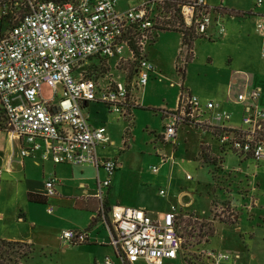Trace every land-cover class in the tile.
Here are the masks:
<instances>
[{
    "label": "crops",
    "instance_id": "obj_1",
    "mask_svg": "<svg viewBox=\"0 0 264 264\" xmlns=\"http://www.w3.org/2000/svg\"><path fill=\"white\" fill-rule=\"evenodd\" d=\"M136 1L119 0L116 10L124 11ZM204 2L212 8L213 26L206 35L193 41L190 50L184 48L185 50L181 51V47H185L183 37L179 31L174 30L159 31L155 40L146 46L143 56L154 66V71L144 87L137 85V63L128 49H125L122 58L100 59L105 60L106 64L112 67L113 75L110 77L108 74L99 81L104 79L103 84H106L114 80L127 85L131 90L134 105L128 111L129 116L121 118L114 113L117 121L124 126L122 145L125 147L130 141L136 140L134 125L144 119L140 110H146L153 113L154 117H160L163 124L164 131L157 136L158 141L156 140L159 144L157 147L160 160V165L157 166L158 172H153L155 167L153 166L151 170L155 175L153 180L145 179L142 173H139V177H133L135 182L139 179L141 186L146 188L144 193L141 192L137 196L135 199L137 201L132 200L128 205L120 204L125 192L131 189H127V184L123 180L126 176L123 164L117 160L113 161L117 163L118 169L109 175L105 168L97 169L90 164H55L52 161L41 160L39 154L22 157L21 150L26 146L24 140L15 133L7 131L4 121H0V167L3 169L0 180V202L2 198H14L13 210L9 217L5 210H0V241L29 245L32 254L36 251L44 254L59 251L64 256L73 257L74 254L79 253L83 256L80 264H106L107 260H110L112 264H123L112 245L114 230L108 222V217L102 214L101 200L97 197L98 180L110 178V186L103 190V205L107 208L112 205L144 208L153 218H161L174 207L181 223L188 216H192L190 212L197 213L198 217L193 215L196 220H203L202 218L210 220L207 223H211L210 226L214 232L212 235H207L202 243H205V247L208 244H214V246L212 249H205L202 264H213V260L208 256L209 252L222 253L230 257L229 260L221 261L220 264H264V258L257 247L260 239L264 241V158L256 161L250 157H239L224 150L217 138L219 126L228 129H245L243 117L248 102L240 103L237 98H232L234 88H237L238 96L247 94L252 89H259L261 96L257 103L264 110V61H262L264 60V30L257 28L258 24L264 21V0H252V4L248 0H204ZM166 32H176L180 35V40L175 47L176 57L172 60L173 71H176L172 79H165L164 75H167V71L157 59L156 52L159 35ZM198 42L209 44L220 42L219 46L231 50L230 56L234 62L230 64L227 72L223 73L222 77L227 79V82L225 92L220 96L210 99L202 98L187 84L186 77L190 74L189 69L196 60L194 58L198 49L202 48L201 45H197ZM151 46L153 48L149 50ZM180 51L181 54L184 52L186 55V60L181 63L183 66L178 65ZM99 65L100 63L85 65L84 62L76 69L75 75L80 78L81 73L87 77L93 74L94 78L98 79L96 76L98 72L93 73L92 69ZM188 65H191L189 69ZM210 65L214 67L213 61ZM253 79H258V82ZM186 94L196 96L201 102L203 113L198 119L200 123L179 125L174 141L167 143L163 137L170 121L169 117L179 109L181 98L183 99ZM95 103L103 102L84 103L83 112L93 127L106 128L108 115L95 107ZM207 103H213L215 107L209 110L206 108ZM103 104L110 109L108 105ZM222 112H228L231 118L211 124L206 122ZM182 130L194 131L197 134L199 149L195 159L201 169L206 165L213 167L210 175L217 184L212 189L201 178L195 180L188 172L185 174L180 172L181 165L176 163L175 153L176 140L178 142L179 132ZM108 135L111 144L99 146L97 149L102 159H109L105 158L104 154L109 147L115 146L109 132ZM187 164L190 165L191 161ZM167 165H169L168 169L161 174L160 167L164 168ZM184 169L187 170V168ZM188 175L191 179H187ZM51 179L56 180V194L48 196L45 184ZM241 179L245 180L246 186L239 190L238 187L243 181ZM223 182L226 187L223 186ZM150 189H154L153 194L150 193ZM162 191L164 194H161ZM209 191L213 192V197ZM217 191L224 194L226 192V201H223L225 205L219 207L221 210L227 209L224 220L216 219L212 214L215 202L213 198L217 197ZM114 200L115 204L112 203ZM204 203L209 204V208L207 206L200 209V205L203 206ZM244 210L250 217L245 227ZM64 231L86 232L88 239L83 244L69 245L62 239ZM232 233L237 236H233ZM246 238L248 240L245 241ZM109 249L117 262L110 258L107 253ZM32 254L23 259V264L27 263ZM187 256L178 255L176 260L168 261L167 264H178V262L198 264L200 262L195 259L194 262H190L191 257L188 260ZM135 264L145 263L139 261Z\"/></svg>",
    "mask_w": 264,
    "mask_h": 264
},
{
    "label": "built area",
    "instance_id": "obj_2",
    "mask_svg": "<svg viewBox=\"0 0 264 264\" xmlns=\"http://www.w3.org/2000/svg\"><path fill=\"white\" fill-rule=\"evenodd\" d=\"M119 0H10L0 2V18L12 14L11 26L0 31V108L5 114V129L24 140L22 157L39 154L43 161L55 164H90L105 168L112 175L118 165L102 159L99 146H109L105 127H93L83 112V104L100 101L121 118H127L134 105L131 90L123 83L103 81L94 76L75 75L76 69L91 58H122L128 49L137 63V85L144 87L154 66L143 56L146 46L166 26L160 24L155 7L165 11L167 0H137L124 11L116 10ZM179 2L178 8L186 31L204 36L213 26L212 8L204 0H168ZM182 1V2H181ZM10 11L7 12V9ZM165 14H168L165 12ZM164 14V15H165ZM169 15V14H168ZM159 16V17H158ZM171 16L167 18V22ZM264 30V21L258 24ZM222 30V29H221ZM223 31V30H222ZM136 52L138 53L136 56ZM46 84L62 98L45 100L41 88ZM259 89L241 94L237 101L246 104L243 117L245 129L219 126L217 138L222 148L239 157L256 161L264 158V110L258 106ZM181 106L171 115L164 141L171 143L179 125L200 123L202 105L196 96L186 94ZM213 103H207L211 110ZM222 112L206 121L229 120ZM164 162V161H163ZM158 172V167H153ZM3 169L0 167V180ZM191 179V176H187ZM55 179L46 182L48 196L55 192ZM110 186V178L98 180L97 197L102 214L108 217L114 234L112 245L123 264H167L174 261L182 249L183 239L178 213L173 207L161 218H153L144 208L103 205V190ZM164 194V191L161 192ZM51 211V209H50ZM62 239L69 245L83 244L86 232L64 231ZM213 264L230 257L209 252ZM106 264H112L109 260Z\"/></svg>",
    "mask_w": 264,
    "mask_h": 264
},
{
    "label": "rangeland",
    "instance_id": "obj_3",
    "mask_svg": "<svg viewBox=\"0 0 264 264\" xmlns=\"http://www.w3.org/2000/svg\"><path fill=\"white\" fill-rule=\"evenodd\" d=\"M10 0H0V2H9ZM251 4L253 3L252 0ZM257 1V0H256ZM240 4V3H239ZM161 9L157 6L154 8V12L156 14H159L161 18H159L160 24H165L163 29L171 30V31H183L185 32V28L182 24L180 12H178V17H174L175 11L171 10L168 11L165 9V11L171 16L170 20L167 22L168 14L159 13ZM4 11V9L0 10ZM10 11V8L7 9V12ZM158 16V17H159ZM12 14H3L0 18V22L3 24L7 22L8 20L11 21ZM200 37V35L193 34L194 41ZM178 40H180V35L176 32H166L161 33L158 38V47L156 48L157 52V59L160 61V63L163 65L164 69L167 71V75L165 76V79H172L174 73L173 71V61L176 57L175 53V47L178 44ZM193 42V41H192ZM220 42H216L214 44H209L207 42H198L197 45H201L200 49H198V53L195 55V62L194 64L188 65L191 66L189 69V75L186 77L187 84L191 87V89H194V92L196 94H199L202 96V98L210 99L213 97H217L223 94L225 92L226 82L227 79H224L223 73L227 72L228 67L230 64L234 62V59L231 60L230 56V48L226 49L224 47L219 46ZM204 45V46H203ZM182 46V45H181ZM185 47H181V51L185 50L184 48H187L190 50L192 48V45L189 47L188 44H184ZM180 47V46H179ZM153 46L149 47L148 49L151 50ZM180 51V54H181ZM257 55V51L255 52ZM185 53L183 52L179 57V63L178 65L183 66L181 63L182 61L186 60ZM173 58V59H172ZM211 59V60H210ZM98 58H91L88 61L85 62V65H91V64H99V66H96L92 69L93 73L98 72L97 78L98 80H101L102 78H105L108 74H110V77L112 74V67L108 64H106V61H101ZM213 61L214 67H211L210 62ZM264 61V60H262ZM261 61V62H262ZM108 65V66H107ZM114 70V68H113ZM132 70V67H131ZM218 70V73H217ZM173 73V74H172ZM93 76V74H91ZM163 76V77H164ZM109 79V78H107ZM152 79L153 76H152ZM256 82H258V79H253ZM104 81V79L102 80ZM151 81V80H150ZM234 94L232 98H237L239 92L237 91V88H234ZM194 93V94H195ZM63 92L60 89L58 92L57 97L55 98V102L58 103V100L62 98ZM41 96L45 100H50L54 98V91L52 88H50L48 85L44 84L41 88ZM95 107L99 108L100 110L107 113L108 120L105 123V126L110 133L111 140L114 142V147L108 148L106 153L104 154L105 158H109L112 160H117L121 164H123V168L125 169L126 176L124 177V181L126 182L127 189H131L130 191L125 192L124 199H122V202L120 204L128 205L130 201H137L135 200L137 196L146 190L145 187L141 186L139 179H135L133 177H139V173H142L144 175V178L147 180H153L155 175L152 173V167L160 165V160L157 155L158 151V138L157 136L163 132V124L161 122L160 117L156 116L154 117V114L151 112H148L146 110H140V113L144 115V119L142 122L137 123L134 125V131L136 140L130 141L125 147L122 145V137L124 135L123 127L121 123L117 121V116L114 113H111L110 109H108L103 103H95ZM1 117V116H0ZM0 121H2L0 119ZM126 125V123H123ZM197 134H195L194 131H187L182 130L179 132V140L177 142L176 140V163H180L181 165V171L183 174L189 173L191 174L195 180L196 179H202L204 183L207 182L208 185H210V188L212 189L214 187L215 181L214 178L210 175V172L213 170V167L210 165L204 166L203 169L200 168V165L197 162V159H195L197 151L199 149V143L197 140ZM157 140V141H156ZM237 157V156H236ZM191 164H187V162H190ZM179 165V164H178ZM163 167V166H162ZM169 165L165 166L164 168L160 167L161 174L162 172H165L166 169H168ZM184 168H187L185 170ZM179 175V174H178ZM181 176V175H180ZM238 176V175H237ZM236 176V177H237ZM243 180V179H241ZM135 182V186H133V183ZM240 182V181H238ZM242 183L239 185V190L244 188L246 186L245 180L241 181ZM128 183L130 184L128 186ZM223 186L226 187V185L223 182ZM134 188V189H132ZM233 189V188H232ZM154 190V189H153ZM153 190L150 189V193L153 194ZM238 190V191H239ZM148 191V189H147ZM237 191V192H238ZM129 192V193H128ZM210 195L213 197V192L209 191ZM226 194V192H225ZM225 194L223 192L217 191L214 202V209L212 210L213 217L216 219H222L224 220V213H227V209L221 210L220 205L224 207ZM217 199V200H216ZM2 201L0 202V210H5L7 217L10 216L13 210V204H14V198H2ZM112 203H116L114 200ZM122 206V205H121ZM209 208V204L204 203L203 206L200 205V209L202 207ZM128 207V206H126ZM210 212V210L208 211ZM244 220L245 225L247 224V221L250 219L248 216V213L244 210ZM192 216H188L181 225V236H182V249L179 253V255H188L187 259L189 260V257L191 259L190 262L200 261L198 264L204 263L203 257L205 254V249H209L214 246V244H208L205 247V243L202 242L208 235V233L211 230V223H207L210 220H207L205 218H202L203 220H196L193 215H197L195 212H190ZM198 217V215H197ZM213 229V228H212ZM246 229H244L245 231ZM230 235V234H229ZM233 236H237L232 233ZM248 240V238L245 239V241ZM205 247V248H204ZM258 251L261 253L262 257L264 258V241L259 240L258 244ZM30 251V248L26 246L25 244H16L11 243L8 244L7 242H0V260L3 262V264H23V259L25 253ZM107 253L109 254L110 258L117 262L114 258V254L111 251V249L107 250ZM81 258V259H79ZM83 256L82 254H74L73 257H70L69 255H62L59 251H52L48 252L47 254L44 253H38L36 251L33 252L32 257L28 259L26 264H80L82 262ZM85 261V260H84ZM195 261V263H197ZM178 264H181L178 262Z\"/></svg>",
    "mask_w": 264,
    "mask_h": 264
},
{
    "label": "trees",
    "instance_id": "obj_4",
    "mask_svg": "<svg viewBox=\"0 0 264 264\" xmlns=\"http://www.w3.org/2000/svg\"><path fill=\"white\" fill-rule=\"evenodd\" d=\"M182 2V1H181ZM178 1L177 2H169L168 0H167V2H166V5L164 6V9H166V10H168V11H171V10H173V11H175V14H174V17L176 16V17H178V12H179V8H178ZM166 12V11H165ZM238 16H240V15H238ZM11 23H12V21H7V22H5V23H1L0 22V31H4V30H6V29H8L9 28V26H11ZM162 30H166V29H161L160 31H162ZM181 34H182V37H183V43L184 44H188V46L190 47L191 45H192V41H194V38H193V33H191V31H185V32H183V31H179ZM138 53L136 52V56H139V55H137ZM1 109V108H0ZM2 110V109H1ZM0 118H1V120H2V122L4 121V123H5V114H4V112H3V110L2 111H0ZM32 200H36V199H32ZM39 200H37V202H38ZM41 202V201H40ZM213 232H214V229H212V227H211V230H210V232L208 233V235H212L213 234ZM0 242H2V241H0ZM8 244H11V243H8ZM26 246H28L29 248H30V246L29 245H26ZM32 254V250L30 249V251H28L27 253H25V255H24V258H27V257H29L30 255ZM0 264H3V262L0 260Z\"/></svg>",
    "mask_w": 264,
    "mask_h": 264
}]
</instances>
